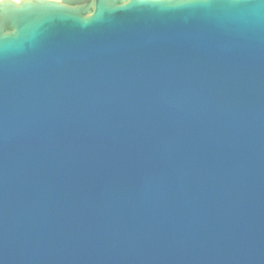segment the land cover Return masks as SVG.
Returning a JSON list of instances; mask_svg holds the SVG:
<instances>
[{
	"label": "water",
	"instance_id": "water-1",
	"mask_svg": "<svg viewBox=\"0 0 264 264\" xmlns=\"http://www.w3.org/2000/svg\"><path fill=\"white\" fill-rule=\"evenodd\" d=\"M0 264H264V0L0 1Z\"/></svg>",
	"mask_w": 264,
	"mask_h": 264
},
{
	"label": "bare ground",
	"instance_id": "bare-ground-1",
	"mask_svg": "<svg viewBox=\"0 0 264 264\" xmlns=\"http://www.w3.org/2000/svg\"><path fill=\"white\" fill-rule=\"evenodd\" d=\"M0 1H3V0H0ZM14 1H18V2H20V1H22V0H14Z\"/></svg>",
	"mask_w": 264,
	"mask_h": 264
}]
</instances>
